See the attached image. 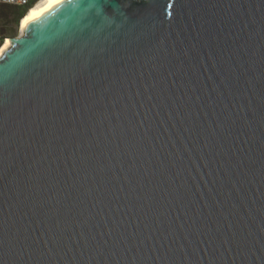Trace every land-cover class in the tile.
Segmentation results:
<instances>
[{"label": "water", "instance_id": "1", "mask_svg": "<svg viewBox=\"0 0 264 264\" xmlns=\"http://www.w3.org/2000/svg\"><path fill=\"white\" fill-rule=\"evenodd\" d=\"M10 41L0 264H264V0L49 1Z\"/></svg>", "mask_w": 264, "mask_h": 264}, {"label": "trees", "instance_id": "2", "mask_svg": "<svg viewBox=\"0 0 264 264\" xmlns=\"http://www.w3.org/2000/svg\"><path fill=\"white\" fill-rule=\"evenodd\" d=\"M41 0H33L25 6L0 5V49L6 38L15 37L22 19Z\"/></svg>", "mask_w": 264, "mask_h": 264}, {"label": "bare ground", "instance_id": "3", "mask_svg": "<svg viewBox=\"0 0 264 264\" xmlns=\"http://www.w3.org/2000/svg\"><path fill=\"white\" fill-rule=\"evenodd\" d=\"M49 1H61V0H41L32 9H30L28 14L21 21V27L25 33L30 28V24L32 22V19L35 15V12H36L38 6L44 2H49ZM10 40H12V39H7L6 42L3 44L2 48L0 49V59L5 55V53L7 51H9L13 47L14 42H12Z\"/></svg>", "mask_w": 264, "mask_h": 264}, {"label": "built area", "instance_id": "4", "mask_svg": "<svg viewBox=\"0 0 264 264\" xmlns=\"http://www.w3.org/2000/svg\"><path fill=\"white\" fill-rule=\"evenodd\" d=\"M33 0H0V5L25 6Z\"/></svg>", "mask_w": 264, "mask_h": 264}, {"label": "rangeland", "instance_id": "5", "mask_svg": "<svg viewBox=\"0 0 264 264\" xmlns=\"http://www.w3.org/2000/svg\"><path fill=\"white\" fill-rule=\"evenodd\" d=\"M24 31L22 30V27H21V24H20V26H19V28H18V32H17V35L15 36V37H21L22 35H24ZM15 37H8V38H6V40L7 39H12V38H15ZM6 40H5V42H6Z\"/></svg>", "mask_w": 264, "mask_h": 264}, {"label": "snow or ice", "instance_id": "6", "mask_svg": "<svg viewBox=\"0 0 264 264\" xmlns=\"http://www.w3.org/2000/svg\"><path fill=\"white\" fill-rule=\"evenodd\" d=\"M69 2H70V0H69Z\"/></svg>", "mask_w": 264, "mask_h": 264}]
</instances>
